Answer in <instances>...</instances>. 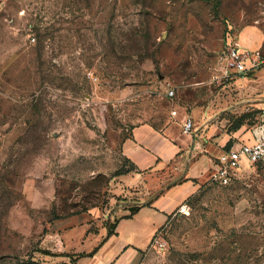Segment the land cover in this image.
<instances>
[{
	"label": "rangeland",
	"instance_id": "rangeland-1",
	"mask_svg": "<svg viewBox=\"0 0 264 264\" xmlns=\"http://www.w3.org/2000/svg\"><path fill=\"white\" fill-rule=\"evenodd\" d=\"M233 43L264 60V0H0V264H41L55 218L145 199L119 178L134 125L163 124L177 99L229 107L239 76L242 100H264V63L223 75ZM240 113L219 116L249 128ZM176 164L144 173L150 192ZM239 164L222 183L211 159L141 264H264V166Z\"/></svg>",
	"mask_w": 264,
	"mask_h": 264
},
{
	"label": "crops",
	"instance_id": "crops-1",
	"mask_svg": "<svg viewBox=\"0 0 264 264\" xmlns=\"http://www.w3.org/2000/svg\"><path fill=\"white\" fill-rule=\"evenodd\" d=\"M230 84L240 96L229 107L214 109L194 104V109L188 110L177 99L174 107L178 115L168 116L159 125L148 122L134 125L121 142L122 153L133 167L119 178L145 199L135 204L133 211L128 210L130 203L117 205L104 215L92 209L55 218L41 239L45 251L40 253V263L141 264L154 235L194 192L195 179L208 168L211 159L225 147L253 141L248 124L241 122L229 129L228 119L219 114L240 109L239 116L253 115L255 119L260 109H264V100L251 94L242 100L241 94L253 88L249 77L239 76ZM185 110L193 121L191 133L181 130L180 113ZM171 162L177 163L173 169L177 176L150 192L144 173L156 175Z\"/></svg>",
	"mask_w": 264,
	"mask_h": 264
},
{
	"label": "built area",
	"instance_id": "built-area-1",
	"mask_svg": "<svg viewBox=\"0 0 264 264\" xmlns=\"http://www.w3.org/2000/svg\"><path fill=\"white\" fill-rule=\"evenodd\" d=\"M221 56L224 60L223 75L229 76L226 68L234 67L236 73H247L254 71L260 64L264 63L261 59L259 51H250L249 49L240 47L239 45H229ZM174 89L168 88L166 96L173 98ZM178 110L172 108L171 116L178 115ZM180 124L183 133H191L193 130L192 118L186 111L180 113ZM253 141L250 143H237L229 147L223 148L213 159L216 170L213 177L219 182L226 183L232 176L235 175L236 168L240 165L242 157L247 158L251 163L264 166V109H260L257 113L252 125L250 126ZM186 203H180L177 207L178 212H185Z\"/></svg>",
	"mask_w": 264,
	"mask_h": 264
},
{
	"label": "water",
	"instance_id": "water-1",
	"mask_svg": "<svg viewBox=\"0 0 264 264\" xmlns=\"http://www.w3.org/2000/svg\"><path fill=\"white\" fill-rule=\"evenodd\" d=\"M134 209H136L135 206H130V207L128 208L129 211H133Z\"/></svg>",
	"mask_w": 264,
	"mask_h": 264
},
{
	"label": "bare ground",
	"instance_id": "bare-ground-1",
	"mask_svg": "<svg viewBox=\"0 0 264 264\" xmlns=\"http://www.w3.org/2000/svg\"><path fill=\"white\" fill-rule=\"evenodd\" d=\"M242 159H247V158H245V157H242ZM242 159L240 160V161H242ZM248 160V159H247ZM249 161V160H248Z\"/></svg>",
	"mask_w": 264,
	"mask_h": 264
}]
</instances>
